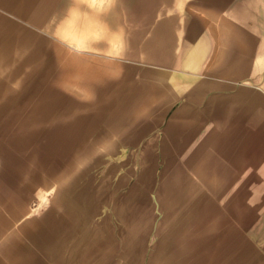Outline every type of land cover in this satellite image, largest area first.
<instances>
[{"label":"rangeland","instance_id":"obj_1","mask_svg":"<svg viewBox=\"0 0 264 264\" xmlns=\"http://www.w3.org/2000/svg\"><path fill=\"white\" fill-rule=\"evenodd\" d=\"M188 2L0 0V59L13 61L12 74L28 69L35 79L21 100L5 90L13 82L0 78V264L64 258L69 228L75 248L85 233L96 237L94 264H264V49L256 114L243 106L219 136L176 138L169 130L139 139L146 148L113 137L127 123L110 117L136 99L157 98L151 70L144 83L133 63L168 59L190 16ZM66 18L83 41L78 54L54 39ZM73 55L81 56L83 86L96 67L92 94L74 92ZM64 56L71 63L62 88ZM61 193L80 205L71 227L58 206Z\"/></svg>","mask_w":264,"mask_h":264},{"label":"crops","instance_id":"obj_2","mask_svg":"<svg viewBox=\"0 0 264 264\" xmlns=\"http://www.w3.org/2000/svg\"><path fill=\"white\" fill-rule=\"evenodd\" d=\"M186 8L190 16L176 36L175 43L170 46L169 54L166 55L168 59L162 61L155 57L153 61L135 60L137 63H133L139 68V81L144 83L147 82L146 70H151L153 78L149 77L148 82L152 83L153 88L158 85L160 92L157 98H151L152 95L145 100L136 99V102L129 104V109L124 107L122 116L110 117L112 123H127L124 128L118 124V131H115L113 137L135 138L138 148H146L139 139L167 136L166 132L169 130L176 131V135H171L176 138L209 137L210 134H205L208 130H213L212 136L217 137L220 135V127L222 131L226 121L234 123L240 120L238 116L242 115L243 106L246 110L249 108L251 116L256 114L258 59L262 57L258 53L264 49V0H189ZM22 54L23 51L19 62L23 58ZM73 56L74 92L80 96L83 91V94H92L94 81L98 79L96 67L90 66V84L83 86L81 56ZM2 62L4 61L0 59V78L3 77L7 84L9 81L13 82L5 90L11 89L17 94V98L25 99L27 93L34 89L35 79L33 80L31 72L24 69L16 75L12 74L7 67L13 61L6 62L7 64ZM59 63L63 65L64 71L61 72L62 79L58 84L65 88V67L71 61L66 63L64 56ZM4 65L6 66L3 67ZM45 73L48 81L49 65L46 66ZM107 73L110 76L108 70ZM111 74L114 77L118 71L112 70ZM9 95L10 93H2L1 98L8 100ZM79 99L81 101L82 97ZM83 99L90 100L91 105L93 104L92 97ZM21 102L18 104H33ZM2 104L9 103L3 101ZM152 106L154 109H151ZM131 123L140 124L136 126ZM124 130L129 133L125 134ZM68 201L62 193L58 195V206L60 209L64 208L63 215L67 216L65 220H68L66 222L71 227L73 221L78 223L80 216L76 213L80 205H73ZM48 212L50 213L45 210L44 214L48 215ZM58 214L61 216L60 210ZM83 217L84 212L81 213V218ZM85 234L90 235L75 248V233L69 228L65 237L72 240V245L65 248V257H58L46 264H94L96 247L91 245V241L96 237L90 232ZM74 256L77 257L75 262Z\"/></svg>","mask_w":264,"mask_h":264},{"label":"clouds","instance_id":"obj_3","mask_svg":"<svg viewBox=\"0 0 264 264\" xmlns=\"http://www.w3.org/2000/svg\"><path fill=\"white\" fill-rule=\"evenodd\" d=\"M80 2L89 4H111L113 3V0H80ZM63 24L64 27L61 30H58L56 34H54V39H56L57 42L66 47L70 52H80L82 50L83 41L74 33L71 27L70 19L66 18ZM120 42L123 43L122 37H120Z\"/></svg>","mask_w":264,"mask_h":264},{"label":"bare ground","instance_id":"obj_4","mask_svg":"<svg viewBox=\"0 0 264 264\" xmlns=\"http://www.w3.org/2000/svg\"><path fill=\"white\" fill-rule=\"evenodd\" d=\"M260 120V119H259ZM28 217V216H27Z\"/></svg>","mask_w":264,"mask_h":264}]
</instances>
